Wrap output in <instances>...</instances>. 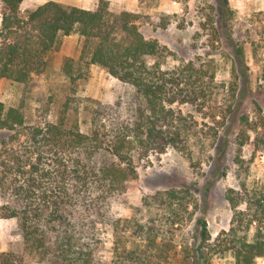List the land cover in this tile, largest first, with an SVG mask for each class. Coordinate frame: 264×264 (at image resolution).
Returning <instances> with one entry per match:
<instances>
[{
	"label": "trees",
	"instance_id": "obj_1",
	"mask_svg": "<svg viewBox=\"0 0 264 264\" xmlns=\"http://www.w3.org/2000/svg\"><path fill=\"white\" fill-rule=\"evenodd\" d=\"M22 3L0 0V78L31 93L32 76L43 73L47 55L61 47L62 37L77 34L83 39L81 56L66 58L62 67L71 84L86 79L89 67L97 66L127 91L115 106L87 100L83 110L89 115L83 120L67 101L57 121L43 125L27 124L25 98L9 107L0 101V134H8L0 146V217L19 220L24 251L41 262L162 264L154 228L138 223L137 233L149 244L131 247L119 244L112 223L113 246L107 247L98 225L101 216L109 217L103 209L127 192L139 163L150 153L174 149L190 156L194 127L174 105L197 97L193 63L164 71L162 63L173 52L144 36L138 14L114 13L108 0H99L93 10L48 1L26 18ZM237 140L240 147L247 141L241 133ZM257 148L264 152V137ZM243 194L252 210L239 209ZM183 199L170 189L146 199L145 206L166 208L176 216ZM227 200L234 210L231 225L213 243L205 218H196L188 246L191 264H211L226 252L235 264H257L264 258V184L253 191L231 189ZM22 263L21 256L0 252V264Z\"/></svg>",
	"mask_w": 264,
	"mask_h": 264
},
{
	"label": "rangeland",
	"instance_id": "obj_2",
	"mask_svg": "<svg viewBox=\"0 0 264 264\" xmlns=\"http://www.w3.org/2000/svg\"><path fill=\"white\" fill-rule=\"evenodd\" d=\"M45 1L26 0L21 6L22 16L26 18ZM227 2L140 0L139 9L129 11L138 14V25L147 39H156L173 52L162 63L164 71L193 63L198 86L193 96L197 97L174 108L187 116L194 132L189 138L190 156L174 149L150 153L139 163L137 178L129 182L127 192L103 209L109 217L101 216L98 228L107 247L113 246L112 223L120 245L149 244L136 231L139 223L157 232L162 264H191L188 246L193 243L196 218H205L213 243L231 225L234 210L227 200L229 190L242 191L244 187L253 191L264 184V152L257 148L264 137V5L256 7L257 0ZM166 3L171 9L159 8ZM110 10L127 11L116 6H110ZM1 12L0 4V28ZM61 40V47L47 55L43 73L33 74L31 93L25 92L23 85L0 78V101L9 107L25 98L29 125L56 122L67 101L80 111L78 119H87L89 114L83 110L87 100L115 106L127 91L125 85L97 66L89 67L86 79L71 84L62 67L66 58H80L83 39L72 34ZM82 123L86 130L88 121ZM239 133L247 139L241 147L237 143ZM7 138L6 132L0 134V146ZM170 189L184 196L176 216L166 208L145 206L146 199ZM248 202L243 194L239 209L252 210ZM3 203L0 198V205ZM0 252L21 256L22 264H49L24 251L16 218L0 217ZM211 264L235 262L226 252L213 257ZM257 264H264L262 258Z\"/></svg>",
	"mask_w": 264,
	"mask_h": 264
},
{
	"label": "crops",
	"instance_id": "obj_3",
	"mask_svg": "<svg viewBox=\"0 0 264 264\" xmlns=\"http://www.w3.org/2000/svg\"><path fill=\"white\" fill-rule=\"evenodd\" d=\"M48 1H54L58 3H62L69 6L79 7L86 10H93L96 6V3H98L99 0H47L44 3ZM111 7H118L120 10H127V11H137L139 9L140 0H108ZM26 3V0H23L22 5ZM44 3L40 4L43 5ZM261 4L264 5V0H257L255 3L256 7H259ZM21 5V6H22ZM166 9H165V8ZM160 9H163V11H168L167 8L171 9L170 4L166 3V5H160ZM264 261V258H262Z\"/></svg>",
	"mask_w": 264,
	"mask_h": 264
}]
</instances>
